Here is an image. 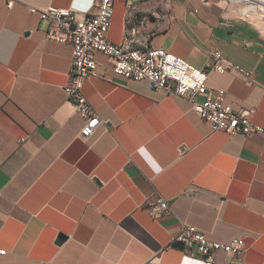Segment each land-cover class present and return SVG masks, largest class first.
<instances>
[{
	"label": "crops",
	"instance_id": "obj_1",
	"mask_svg": "<svg viewBox=\"0 0 264 264\" xmlns=\"http://www.w3.org/2000/svg\"><path fill=\"white\" fill-rule=\"evenodd\" d=\"M91 3L0 0V264H264V132H213L187 98L117 75L98 53L100 76L83 93L100 124L82 137L87 120L65 90L73 47L48 39L31 8L72 6L81 17ZM256 26L215 0H114L108 38L164 46L198 68L221 50L244 72L212 71L208 86L264 127ZM159 196L172 208L155 217L145 202ZM183 224L240 237L245 250L217 251L213 263L191 256L174 246Z\"/></svg>",
	"mask_w": 264,
	"mask_h": 264
},
{
	"label": "built area",
	"instance_id": "obj_2",
	"mask_svg": "<svg viewBox=\"0 0 264 264\" xmlns=\"http://www.w3.org/2000/svg\"><path fill=\"white\" fill-rule=\"evenodd\" d=\"M12 2L10 1L11 5ZM31 11L48 20V39L70 43L73 47L71 79L65 90L68 97L76 103L80 114L87 120L81 130L82 137L92 136L100 124L96 109L83 93L85 80L100 76L96 57L98 53L110 59L117 75L132 80L146 79L154 88L166 89L187 98L195 111L211 124L213 132L226 131L243 135L264 132V127L251 118L253 108L235 109L232 105L224 103V89L215 91L208 86V77L212 71L244 72L240 65L229 59L221 50L211 51L213 60L207 68L194 66L164 46L150 47L140 54H127L128 44H116L108 38L114 0H92L88 9L82 11L81 17L78 16L79 11L72 6L65 8L51 5L43 9L32 7ZM246 75L251 78L250 73ZM197 95H202L204 99L198 101ZM145 206L155 217L169 212L172 208L170 201L162 196L147 200ZM173 242H183L185 249L190 248L187 251L189 255L199 254L208 263L215 261L217 251L236 255L245 250L244 241L240 237H233L228 241L213 240L205 231L192 224L181 225L180 232L173 238ZM6 253V249L0 248V257ZM143 264H153V260Z\"/></svg>",
	"mask_w": 264,
	"mask_h": 264
},
{
	"label": "rangeland",
	"instance_id": "obj_3",
	"mask_svg": "<svg viewBox=\"0 0 264 264\" xmlns=\"http://www.w3.org/2000/svg\"><path fill=\"white\" fill-rule=\"evenodd\" d=\"M223 9L236 19H245L255 23L257 29L264 35V5L256 1L235 2L232 0H215Z\"/></svg>",
	"mask_w": 264,
	"mask_h": 264
},
{
	"label": "bare ground",
	"instance_id": "obj_4",
	"mask_svg": "<svg viewBox=\"0 0 264 264\" xmlns=\"http://www.w3.org/2000/svg\"><path fill=\"white\" fill-rule=\"evenodd\" d=\"M232 1H235V2H242V1H250V0H232ZM252 1V0H251ZM253 1H256L258 3H260L261 5H264V0H253ZM120 44H128L127 41H124ZM145 50H138V49H131L128 45H126V53L127 54H140V53H144Z\"/></svg>",
	"mask_w": 264,
	"mask_h": 264
},
{
	"label": "water",
	"instance_id": "obj_5",
	"mask_svg": "<svg viewBox=\"0 0 264 264\" xmlns=\"http://www.w3.org/2000/svg\"><path fill=\"white\" fill-rule=\"evenodd\" d=\"M66 240V236L65 235H61V236H59V238H58V243H63L64 241ZM174 246H176V247H178V248H180V249H185V244L183 243V242H175L174 243Z\"/></svg>",
	"mask_w": 264,
	"mask_h": 264
}]
</instances>
